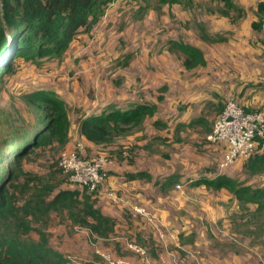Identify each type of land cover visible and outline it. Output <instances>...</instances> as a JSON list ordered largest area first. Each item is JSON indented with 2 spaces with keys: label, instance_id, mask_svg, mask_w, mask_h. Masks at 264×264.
<instances>
[{
  "label": "crops",
  "instance_id": "obj_1",
  "mask_svg": "<svg viewBox=\"0 0 264 264\" xmlns=\"http://www.w3.org/2000/svg\"><path fill=\"white\" fill-rule=\"evenodd\" d=\"M260 1L117 0L108 18L79 34L57 60L62 78L71 75L70 86L55 91L70 122L77 112L88 118L154 106L110 146L78 133L84 157L120 153L96 192L102 211L117 220L115 233L101 239L80 228L84 250L111 254L121 264H264V209L200 182L225 174L264 189V173H251L247 161L220 171L223 146L206 138L231 97L264 114V25L252 27ZM128 242L146 254L116 257L115 248L127 250Z\"/></svg>",
  "mask_w": 264,
  "mask_h": 264
},
{
  "label": "trees",
  "instance_id": "obj_2",
  "mask_svg": "<svg viewBox=\"0 0 264 264\" xmlns=\"http://www.w3.org/2000/svg\"><path fill=\"white\" fill-rule=\"evenodd\" d=\"M115 1L117 0H0V73H10L19 58H24L28 63L60 60L71 50L79 34L90 33L98 26L108 7ZM178 1L160 0L168 4ZM255 15L257 20L252 22V27L260 31L264 25V0L258 2ZM36 94L48 95V99L55 103L59 112L57 118H54L55 131H68L71 122L65 103L56 93L54 97L53 91L40 90ZM29 95L32 97L35 94ZM153 112L154 106L138 104L127 111L114 109L100 115L80 118L78 132L94 144L110 146L117 137L130 133ZM63 124L65 128L61 127ZM52 129L48 127L45 133H50ZM42 137L39 134L29 146L20 141L22 145L16 151L15 159H21L33 147L40 146ZM259 149H264V139H259ZM2 151L3 147L0 148V264H66L63 254L49 247V235L44 231L38 230V242L28 240L29 237L21 239L34 229L33 222L48 218L51 210L66 209L72 224L86 229L95 238L108 239L115 233L117 220L102 211L96 193L98 188L90 192L87 187L78 185L57 190L48 184L35 185L32 196L26 198L21 207L16 206L17 197L11 194L9 187L13 186L17 176L4 170L7 156ZM116 152L110 150L109 159H113ZM245 161L248 162L247 167L251 173H264V150ZM3 173L4 176L1 177ZM200 182L213 190L226 188L241 204L254 203L258 210L264 209L263 188H254L225 174ZM22 189L27 193L25 186ZM128 249L131 250L129 247Z\"/></svg>",
  "mask_w": 264,
  "mask_h": 264
},
{
  "label": "rangeland",
  "instance_id": "obj_3",
  "mask_svg": "<svg viewBox=\"0 0 264 264\" xmlns=\"http://www.w3.org/2000/svg\"><path fill=\"white\" fill-rule=\"evenodd\" d=\"M107 15L106 12L101 21L106 20ZM57 60L59 59L28 63L24 58H19L13 64V70L10 73H0V148L3 147L2 152H5L7 156L4 170L17 176L13 186L9 187L11 194H15V198L18 199L15 200L16 206L21 207L25 199L32 196V189L35 185L48 184L56 190L75 187V184L68 181L59 162L61 154L65 151L73 150L80 154L77 143L80 141L78 123L81 112H77L71 118L68 131L60 130L57 133L54 129V118H57L59 112L55 103L48 99V95L36 94L40 90H46L53 91L54 96L56 90H62L70 82L69 73L62 78ZM29 94L35 95L30 97ZM48 127L53 129L50 133H45ZM61 127L65 128V124ZM39 134L43 135L42 144L33 147L21 159H15L16 151L21 145H31ZM20 141L22 144L19 143ZM101 152L104 153L100 154L110 157L107 151ZM4 170L1 171L4 172ZM3 176L4 173L1 177ZM23 186L28 190L27 193L23 191ZM181 186L180 190L183 189L182 184ZM260 218V221L264 222V212L260 214ZM32 226L35 230L32 229L28 236L21 239L29 237L28 240L38 242L40 240L38 230L44 231L49 235V247L62 253L67 260L66 264H109L103 255L97 253L92 255L89 248L87 251L84 250L82 243L87 237L82 235L78 226L72 224L66 209L51 210L48 218L33 222ZM225 233L222 232V234ZM100 244L104 246L103 241ZM90 247L95 248L93 245ZM126 248L127 250H122L121 247L115 248L117 249L115 250L116 257L128 253L130 250L128 246ZM112 257L117 260L115 256ZM199 264L203 263L199 262Z\"/></svg>",
  "mask_w": 264,
  "mask_h": 264
},
{
  "label": "built area",
  "instance_id": "obj_4",
  "mask_svg": "<svg viewBox=\"0 0 264 264\" xmlns=\"http://www.w3.org/2000/svg\"><path fill=\"white\" fill-rule=\"evenodd\" d=\"M206 138L211 143L222 144L223 157L219 170L224 171L237 162L245 161L255 153L264 150L259 149V139H264V114L246 112L235 98L231 97ZM110 162L111 159L106 154H98L91 158L69 150L61 154L59 165L70 183L87 187L92 192L106 179L105 167ZM176 188L181 189V184H176ZM134 212L150 222L154 220L144 207H134ZM128 247L141 255L146 254L136 244L128 243ZM103 257L109 264H121L110 254H103Z\"/></svg>",
  "mask_w": 264,
  "mask_h": 264
},
{
  "label": "water",
  "instance_id": "obj_5",
  "mask_svg": "<svg viewBox=\"0 0 264 264\" xmlns=\"http://www.w3.org/2000/svg\"><path fill=\"white\" fill-rule=\"evenodd\" d=\"M2 48V47H1ZM1 48H0V52H1Z\"/></svg>",
  "mask_w": 264,
  "mask_h": 264
}]
</instances>
